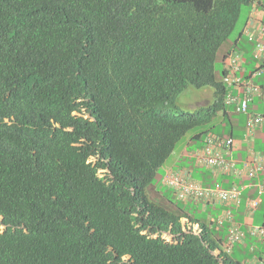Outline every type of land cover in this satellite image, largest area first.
Here are the masks:
<instances>
[{
    "label": "trees",
    "instance_id": "obj_1",
    "mask_svg": "<svg viewBox=\"0 0 264 264\" xmlns=\"http://www.w3.org/2000/svg\"><path fill=\"white\" fill-rule=\"evenodd\" d=\"M252 4L0 0V264H242L149 193L220 134L215 63ZM194 90L210 99L182 103Z\"/></svg>",
    "mask_w": 264,
    "mask_h": 264
},
{
    "label": "built area",
    "instance_id": "obj_2",
    "mask_svg": "<svg viewBox=\"0 0 264 264\" xmlns=\"http://www.w3.org/2000/svg\"><path fill=\"white\" fill-rule=\"evenodd\" d=\"M260 0H255L258 2ZM249 40L256 43L254 58L257 60V67L253 75L264 74V22L261 17H255L249 21L244 29ZM242 69V58L239 53L231 54L227 59V74L224 81L229 86L243 89V95L229 93L226 95L227 104H236L239 113L248 114L246 123L245 140L249 143L248 157L242 166H238L234 159L228 158L227 154L235 146L236 142L232 137L215 134H208L205 145L194 151L193 155L199 166L207 167L216 174L232 175L238 178L259 177L260 172H264V154L256 151L252 144V136L259 128L264 127V112L249 111V102L254 97L259 96L264 99V85H257L239 75ZM163 183L174 190L175 194L182 200L193 199L204 204L222 203L225 206L238 205L241 202L242 189L233 185L231 188L219 186L208 187L195 180L191 171L185 169H167L163 178ZM258 194L264 196V175L257 183ZM260 204V198H253L247 201V212H252ZM230 220L229 238L226 243V251H230L232 246L243 240L244 232L237 222L233 220L231 212L225 210L219 217L221 224L225 220ZM255 235H264L263 226H250Z\"/></svg>",
    "mask_w": 264,
    "mask_h": 264
},
{
    "label": "crops",
    "instance_id": "obj_3",
    "mask_svg": "<svg viewBox=\"0 0 264 264\" xmlns=\"http://www.w3.org/2000/svg\"><path fill=\"white\" fill-rule=\"evenodd\" d=\"M249 12L246 14V18L243 21V24L241 26V31L235 33L233 37L229 39L228 45L226 44V48L224 50L223 54H227L234 51H238L242 54V58L244 60L243 63V69L240 71V75H242L245 78H248L249 81L264 85V75H253V71L257 67V61L253 56L255 44L251 41H249L246 36L244 35V26L246 22L248 21L249 17L252 14L253 8L252 5L247 6ZM246 7V8H247ZM259 13L262 14L264 18V7H261ZM223 69L226 70L227 64H225V61L223 62ZM223 77V74H222ZM230 90L233 91L235 94H242V90L237 87H230ZM233 106L228 107L229 110V117L224 122L223 125V131L228 132V134H231L235 137L237 141V148L232 151L230 154L231 158L236 159L238 164H241V162L247 158L248 156V143L244 139V134L246 130V123L248 120V114H238L235 113L233 110ZM249 110L251 112H264V99L262 97L256 96L253 100L249 103ZM253 140L252 143L254 147L262 152L264 154V127L259 128L255 131V134L252 136ZM202 145V142L200 141H187V143H183L179 146V148L175 151V153L171 156L172 159L170 161H167L166 165L163 167V169H167L168 167H171L173 169L183 168L187 167L192 170V174L195 177H204L206 180H208L211 183L218 182V185H223L224 187H230L232 184H237L244 186V192H243V202L240 206L233 208V213L236 217V219L243 223L246 221V218L244 217V203L248 197H255L256 196V182L253 179L246 178V179H237L234 176H223V175H215L210 169H207L205 167H201L197 164L196 159L193 155V151L197 148H200ZM180 167L174 168V165H178ZM264 174V172L262 173ZM223 183V184H221ZM168 188V187H167ZM170 189V188H169ZM173 196V193L171 190H169ZM150 198L155 199L156 201L164 204L165 206H168L172 210L175 209L173 204L167 200L165 197L166 194L162 193L161 190H159L157 187L153 188L151 190V193L149 194ZM196 203V202H195ZM189 204V203H187ZM195 208H202L203 213L206 215V218L209 219V223L212 225L211 227L215 230L216 234L218 235L219 239L222 240V244L226 242L228 238V227L229 224L225 223L222 226L217 227L215 224H213L212 220L217 218L222 210V205L216 204V205H209V206H203L199 203H196ZM257 213L261 216L259 219V223L262 222V219L264 217V201L261 203V205L257 208ZM187 212V211H186ZM242 224V225H243ZM245 238L244 242L245 245H248V252L243 257H248V254L252 249L254 248L256 251V254L259 255V259H263L264 257V237L263 238H253L250 235V228L249 226L245 227ZM252 234V233H251ZM253 235V234H252ZM242 244V242H241ZM236 245V244H235ZM234 245L233 251L231 255L234 253V250L236 246ZM239 245V244H238ZM241 261H243L241 259ZM256 264H263L258 260Z\"/></svg>",
    "mask_w": 264,
    "mask_h": 264
},
{
    "label": "rangeland",
    "instance_id": "obj_4",
    "mask_svg": "<svg viewBox=\"0 0 264 264\" xmlns=\"http://www.w3.org/2000/svg\"><path fill=\"white\" fill-rule=\"evenodd\" d=\"M242 14H241V22L240 24L242 25L243 21L246 18V14L249 12L248 7L246 8V6H243L242 8ZM225 50V46H223L222 48L219 49L218 52V56H217V60L215 63V72L217 74V77L222 78V69H223V63L221 62V55ZM242 62L244 63V60H242ZM203 91L200 90H194L193 95L191 97H186V98H182L181 101L182 103H191L193 104L195 101L199 102V103H204L206 100L210 99V93L206 92V93H202ZM219 120H221V117H219ZM223 125L221 124L220 126L217 127V130L220 132V134H224V135H228V132H224L223 131ZM264 150V149H263ZM260 152V151H259ZM262 153V152H261ZM172 159V157H170L168 159V161H170ZM174 168L180 167L179 164L178 165H174ZM181 169V168H179ZM166 169H163V167H161L158 171H157V187L159 190H161L162 193L166 194V198L169 202H171L172 204L179 206L181 208H183L185 211H187V213L191 216V217H197L199 219H201L202 221L204 220L205 222L209 223V219L206 218V215L203 213L202 208H195V201L189 200V201H185V200H181L175 193L173 190L167 188V186H165L162 182V178L163 175H165ZM239 180V179H238ZM156 184V183H155ZM171 190L173 193V196L171 194V192L169 191ZM150 194V193H149ZM189 203V204H187ZM246 206L247 204H244V217L246 218V221L241 224V227L243 228V230L246 232L245 227L246 226H250V224H253L255 226L261 225L263 222L259 223V219L261 216L259 215V213H257V209H255L252 212H247L246 211ZM250 235L253 238H263V236H256V235H252L250 233ZM244 242V240H243ZM236 243V248L234 250V253L232 254V257L235 258L236 260H243V262H255V257H256V251L253 248L252 251L249 252L248 257H243L244 255L247 254L248 252V245H245V243ZM239 244V245H238ZM250 259H253L252 261Z\"/></svg>",
    "mask_w": 264,
    "mask_h": 264
},
{
    "label": "clouds",
    "instance_id": "obj_5",
    "mask_svg": "<svg viewBox=\"0 0 264 264\" xmlns=\"http://www.w3.org/2000/svg\"><path fill=\"white\" fill-rule=\"evenodd\" d=\"M262 1V2H261ZM261 7H264V3H263V0H260V2L258 1V2H255V0H253V4H252V8H253V11H252V14H251V16L249 17V19H248V21L246 22V24H245V26H244V29H245V27H246V25L249 23V21L251 20V19H253V18H255V17H261V19H262V22H264V18L262 17L263 15L262 14H260L259 13V11H260V9H262ZM263 10V9H262ZM243 33H244V35L246 36V38L249 40V38L247 37V35L245 34V32L243 31ZM249 41H251V40H249ZM262 41L264 42V38L262 39ZM251 42H253L254 44H255V47H256V43L254 42V41H251ZM254 50H255V48H254ZM233 53H239L240 55H241V58H242V54L240 53V52H238V51H232V52H230V53H228V56L226 57V59H225V64H227V59H228V57L231 55V54H233ZM253 56H254V54H253ZM242 60H243V58H242ZM257 61V60H256ZM242 69H243V62H242ZM241 69V70H242ZM225 71V73H224V76L222 77V81L224 82V84L227 86V92H226V94H225V98H224V102H225V104H226V106H227V110H228V107H230V106H233L234 108H233V110H234V112L235 113H238V114H246V113H239L237 110H236V104H227L226 103V95H228L229 93H233V91L232 90H230V87H234V86H229V85H227L226 83H225V81H224V77L226 76V74H227V66H226V70H224ZM255 71V70H254ZM254 71H253V73H254ZM239 75H240V72H239ZM262 75H264V74H262ZM240 76H242V75H240ZM255 76V75H254ZM243 77V76H242ZM243 78H245V77H243ZM248 81H249V79L248 78H246ZM251 82V81H250ZM253 83V82H252ZM256 84V83H255ZM257 85H259V84H257ZM239 89H241V88H239ZM242 90V94H236V95H240V96H242L244 93H243V89H241ZM233 94H235V93H233ZM251 102V101H250ZM249 102V103H250ZM250 111V110H249ZM228 114H229V110H228ZM247 115V114H246ZM255 134V133H254ZM218 135H221V136H226V137H232L234 140H235V142H236V144H235V146L231 149V152L229 153V154H227V157L228 158H231L230 157V154L232 153V151H234L236 148H237V141H236V139H235V137L233 136V135H231V134H228V135H224V134H218ZM244 139H245V136H244ZM252 140H253V138H252ZM251 140V141H252ZM246 141V140H245ZM247 142V141H246ZM248 143V142H247ZM253 144V143H252ZM248 145H249V143H248ZM253 147H254V145H253ZM248 149H249V147H248ZM254 149L256 150V151H258L255 147H254ZM259 152V151H258ZM261 153V152H260ZM263 154V153H262ZM248 157V156H247ZM231 159H234V158H231ZM247 158H245L242 162H241V164H238V162L236 161V159H234L235 161H236V163H237V165L238 166H242L243 165V163H244V161L246 160ZM201 167H203V166H201ZM185 168H187V167H183V168H181V169H185ZM205 168H207V167H205ZM167 169H173V168H171V167H168ZM166 169V170H167ZM179 169V168H178ZM178 169H173V170H178ZM189 169V168H188ZM207 169H210V168H207ZM212 172H213V170L212 169H210ZM190 171H191V175H192V177L195 179V180H197V181H199V182H201L204 186H208V185H205L201 180H198V179H196L194 176H193V174H192V170L190 169ZM215 175H222V174H216L215 172H213ZM263 172H260V174H259V177H254V178H250V177H242V178H238V177H236L237 179H246V178H250V179H253V180H255V182H256V187H257V183H258V180L261 178V176H263L264 174H262ZM223 176H232V175H223ZM235 177V176H234ZM163 178H164V175H163ZM163 178H162V182H163ZM164 184V183H163ZM165 186H167L166 184H164ZM233 185H236V186H238L240 189H242V193H241V202L238 204V205H229V206H225L224 204H222V203H210V204H204V203H202V202H199V201H196V200H193V199H189V200H192V201H195L196 203H199V204H201V205H203V206H209V205H216V204H220V205H222V210H221V212H220V214L218 215V217L217 218H215V219H213L212 220V222H213V224H215L217 227H219V226H222V225H224L225 223H228L229 224V227H228V238H229V228H230V224H231V221L230 220H225V221H223L221 224L218 222V220H219V217L223 214V212L225 211V210H229L230 212H231V215H232V217H233V220L235 221V222H237L238 224H239V226H240V229L244 232V238H245V231L243 230V228L241 227V223L236 219V217H235V215H234V213H233V208L234 207H238V206H240L241 204H242V202H243V192H244V186H241V185H237V184H232L230 187H223V186H220V185H216V186H219V187H222V188H226V189H228V188H231V187H233ZM168 188H170L169 186H167ZM208 187H215V186H208ZM171 189V188H170ZM171 190H173V189H171ZM174 191V190H173ZM175 193V192H174ZM253 198H260V204L255 208V209H257L260 205H261V203L264 201V196H260L259 194H258V187H257V191H256V196L255 197H248L247 199H246V201H245V203L244 204H247V201L249 200V199H253ZM182 200V199H181ZM189 200H185L186 202L187 201H189ZM246 211H247V206H246ZM255 209H253L252 211H254ZM205 222V221H204ZM207 223V222H206ZM210 226H212L210 223H208ZM251 225H253V224H250V226ZM264 225V224H263ZM262 224L261 225H258V226H263ZM197 226V225H196ZM250 226H249V228H250ZM253 226H255V225H253ZM198 227V226H197ZM214 228V227H213ZM250 232L252 233V231H251V229H250ZM253 234V233H252ZM253 235H255V234H253ZM256 236H263L264 237V235H256ZM228 238H227V240H226V242L225 243H223L222 244V242H221V247L223 248V250L227 253V254H230L231 255V253H232V251H233V247H234V245L236 244H234L233 246H232V248H231V250L228 252V251H226V243H227V241H228ZM244 238H243V240H244ZM243 240L242 241H240V242H237V243H241V242H243ZM259 255H257L256 254V257H255V262H243L242 261V264H256V262L258 261V260H260V262H262L263 264H264V257H263V259H259V257H258ZM251 261L253 260V259H250Z\"/></svg>",
    "mask_w": 264,
    "mask_h": 264
}]
</instances>
